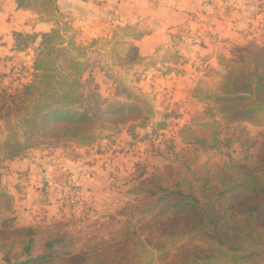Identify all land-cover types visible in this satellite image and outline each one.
Segmentation results:
<instances>
[{"label": "trees", "instance_id": "16d2710c", "mask_svg": "<svg viewBox=\"0 0 264 264\" xmlns=\"http://www.w3.org/2000/svg\"><path fill=\"white\" fill-rule=\"evenodd\" d=\"M17 8L53 21L34 50L31 75L21 90H0V165L41 147L88 148L109 126L155 116L152 105L125 88V101L88 91L85 48L55 0H17ZM26 50L36 35L17 34ZM213 91L196 98L206 111L182 128L186 147L158 152L165 161L136 177L133 198L114 239L54 233L47 227L14 228L15 199L0 176V251L6 264H260L264 262V135L253 140L243 127H264V42L236 46ZM4 77L0 73V78ZM120 96V95H119ZM211 104V105H210ZM200 120V123H198ZM239 144L240 161L199 163L200 149L228 155ZM154 152V151H153ZM99 239V240H98ZM82 243L79 249L76 244Z\"/></svg>", "mask_w": 264, "mask_h": 264}, {"label": "crops", "instance_id": "0c3cea01", "mask_svg": "<svg viewBox=\"0 0 264 264\" xmlns=\"http://www.w3.org/2000/svg\"><path fill=\"white\" fill-rule=\"evenodd\" d=\"M55 2L59 15L69 21L78 43L102 38L113 42L118 29L140 31V38L129 37L130 41L139 47L142 58L157 57L161 63L157 65L161 70H152L153 81L144 82L145 91L161 93L165 105H201L192 96L193 91L209 89L223 76V63L230 58L232 50L236 46L264 42V0H215L206 5L204 0ZM115 20L118 24L114 26ZM54 25L34 12L18 9L17 0H0V73L8 76L16 57L23 54L30 64L24 69L20 90L30 78L33 52L41 35L50 32ZM17 34L37 36L29 52L16 49ZM93 149L75 146L76 156L66 153L61 156L60 153L59 158L24 156L6 163L10 175L18 178L16 221L21 226H32L43 219L50 221L64 216L70 206L63 180L69 176L88 202L110 205L101 159L107 153L97 151V147ZM116 161L120 163V159Z\"/></svg>", "mask_w": 264, "mask_h": 264}, {"label": "rangeland", "instance_id": "374dc122", "mask_svg": "<svg viewBox=\"0 0 264 264\" xmlns=\"http://www.w3.org/2000/svg\"><path fill=\"white\" fill-rule=\"evenodd\" d=\"M141 34L140 31L118 29L117 39L113 42L104 38L96 41L93 40L94 42L92 43L87 42L82 44L77 42L85 48L83 60L87 69L83 79L88 91L96 90L104 98L123 101L125 98L118 93H122L123 89L129 88L134 93L146 99L155 111V116L148 121H137L118 128H114L113 126L105 128L98 134L99 138L97 142L91 146L94 149L97 147V151L103 154L107 153L105 157L101 159L104 160V188L110 193L107 195V200H110V205L102 204V202L98 201L90 203L87 201L84 193H82L81 197L73 194L74 192L70 193V191L67 190V181L71 178L69 176L67 179L65 178L63 180L65 181L64 192L65 190L66 193L68 192L67 202L70 206L68 210L64 212L65 215L50 221L43 219L32 226L47 227L56 224L57 228L54 229V233L69 232L77 236L89 234L90 237L99 236L106 240L114 239L113 235L120 230L121 224L125 220V218L121 216V212L129 202L133 201L128 191L133 187L136 177L141 175L144 171L146 174H149L153 172L154 168L162 167L165 161L159 156L158 152H164L171 145L172 141L176 143L178 149L186 147L182 137H179V135H184L182 133V128L185 125H190L192 121L197 120L201 114L206 111L209 105L208 102L199 101L196 96L201 92L215 90L226 73L225 63H223V76L215 82L212 87L209 89L197 88L193 91L192 96L198 100L201 105L198 106V104H196L193 105L194 107L181 104H173V106H171L172 104H168L170 106L165 105L161 93L155 94L154 92L145 91L144 82H146L147 79L153 81V78L150 77L152 70H161V67L157 66L161 65V63L158 62L160 59H157V57L146 60L140 56L139 47L131 42L130 38L137 40L140 38ZM71 35L75 36L73 30L70 32V36ZM33 45L34 44L28 45L27 49L24 51L29 52L30 47ZM14 63L16 64L11 68V72L6 74L8 76L0 78L1 91L16 92L20 90L24 69L25 67H29L30 62L21 54L16 57ZM23 63L27 66H23ZM198 123H200V120H198ZM243 127L249 132L251 139L258 141L262 140L264 127H255L248 123H245ZM7 134L8 131L4 127L3 122L0 121V141H2ZM73 147L75 146L69 145L68 147L58 148L44 146L30 149L25 156L31 159L39 158L38 156L46 158L53 156L59 158L64 153L76 156V154H74L76 150L73 151ZM53 153L55 154L53 155ZM228 155L230 156L228 157L220 153L205 152L200 149L198 161L202 164L210 159H214L218 162L223 159L226 161L228 159L240 161L242 159L241 146L235 143L232 144L231 149L228 150ZM112 156L115 159H111ZM116 159H120V163L116 161ZM112 169L118 172L115 179H112ZM121 170L124 172L122 175L120 172ZM8 171L9 167L6 163L0 165L2 187L15 199L14 208L16 211V218L13 227H28L21 226L20 223L16 221V199L19 193V189L16 187L18 178L10 175ZM61 187L64 188V185ZM71 197L72 200H74L73 204L68 200V198ZM81 244L82 243L76 244V248L79 249ZM3 257L4 255L0 251V264H6ZM263 263L264 262L260 264Z\"/></svg>", "mask_w": 264, "mask_h": 264}, {"label": "built area", "instance_id": "2783aa9c", "mask_svg": "<svg viewBox=\"0 0 264 264\" xmlns=\"http://www.w3.org/2000/svg\"><path fill=\"white\" fill-rule=\"evenodd\" d=\"M215 0H212V2H214ZM208 0H204V4H208V3H212ZM118 24V20H115L112 22V25H117ZM112 179H115V176L118 174V172H116V170L112 169ZM68 183V186H67V190L70 191V193H73V194H76V196L78 197H81L82 196V192L80 191V189H78V187L74 184L73 180L70 178L68 179L67 181ZM67 198V197H66ZM69 202L73 204L74 200H72V197L71 198H68Z\"/></svg>", "mask_w": 264, "mask_h": 264}, {"label": "water", "instance_id": "95a60500", "mask_svg": "<svg viewBox=\"0 0 264 264\" xmlns=\"http://www.w3.org/2000/svg\"><path fill=\"white\" fill-rule=\"evenodd\" d=\"M45 184H46V182H45ZM118 214V213H117Z\"/></svg>", "mask_w": 264, "mask_h": 264}]
</instances>
